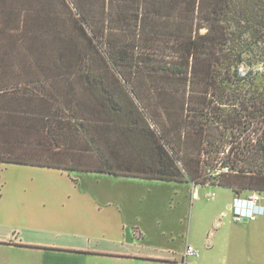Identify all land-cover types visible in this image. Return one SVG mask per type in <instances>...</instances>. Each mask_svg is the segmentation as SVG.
<instances>
[{
    "label": "trees",
    "instance_id": "16d2710c",
    "mask_svg": "<svg viewBox=\"0 0 264 264\" xmlns=\"http://www.w3.org/2000/svg\"><path fill=\"white\" fill-rule=\"evenodd\" d=\"M90 1V14L79 18V39L73 47L58 48L59 56L70 61L43 63L40 80L24 79L0 88L14 96L52 102L54 95L63 96L55 125L66 123L74 143L79 142L73 164H61L60 157L52 156L42 165L195 185L210 182L230 188L235 196L250 190L264 192V0ZM7 35L0 24V39ZM50 84L54 92L48 90ZM127 85L138 102L128 101ZM84 88L82 103H74L73 96ZM102 93L110 108L98 102ZM91 94L99 108L88 102ZM118 98L127 104L117 102ZM145 99L162 110L160 119L146 109ZM140 106L153 122L166 123L158 136L140 116ZM91 110L99 111L96 118H89ZM74 111L82 115L78 128ZM173 113L178 118L173 119ZM171 121H175L173 132ZM95 122L97 134L91 128ZM112 127L140 132L149 145L146 154L105 159L116 166L101 156L91 161L86 152L101 150L99 142L106 137L117 138L115 131L105 134ZM165 140L172 154L162 144ZM202 155L210 160L222 156L221 166L230 172L199 181ZM179 157L183 168L176 164ZM2 162L30 163L0 150Z\"/></svg>",
    "mask_w": 264,
    "mask_h": 264
},
{
    "label": "crops",
    "instance_id": "0c3cea01",
    "mask_svg": "<svg viewBox=\"0 0 264 264\" xmlns=\"http://www.w3.org/2000/svg\"><path fill=\"white\" fill-rule=\"evenodd\" d=\"M90 7V0H0V24L8 32L0 39V88L40 80L43 63L70 61L59 56L58 48L74 46L79 18L89 15ZM56 110L52 99L0 91V150L30 162H2L0 170L2 165L32 168L44 180L18 184L20 206L6 212L2 199L16 195L10 193L12 184L0 179V264H243L244 255L245 264H264V202L255 221L229 220L230 226L245 223L244 239L224 229L221 215L207 228L199 224L192 213L196 202L209 192H215L213 201L218 197L214 190L202 192L208 185L194 187V204L187 192L174 189L189 181L42 165L52 156L73 164V136L66 123L55 125ZM173 195L179 196L177 202ZM186 200L188 216L176 214ZM159 204H168L167 213L157 211ZM189 244L199 257H185Z\"/></svg>",
    "mask_w": 264,
    "mask_h": 264
},
{
    "label": "rangeland",
    "instance_id": "374dc122",
    "mask_svg": "<svg viewBox=\"0 0 264 264\" xmlns=\"http://www.w3.org/2000/svg\"><path fill=\"white\" fill-rule=\"evenodd\" d=\"M242 70H245V68L244 67L241 68V71ZM109 81L111 84L114 85L113 79L112 80L110 79ZM76 86H78V84H76ZM76 88L78 89L79 87H76ZM86 92H87L86 88H84V91H82V90L80 91V93H81L80 95L76 94L75 97L73 96V102L77 103L79 101L80 103H82V98H84ZM116 95H117V93H116ZM125 96L130 99V100H128L129 102H131V100H133L134 102H138V99L135 96L130 85H127V88L125 89ZM62 97H63L62 95H58V96L54 95V101L53 102L55 103V105L60 104V100L62 99ZM90 97L92 100H89L88 102L90 104H93L92 105L93 109L99 108V106L97 105L98 102L100 103V105H102L104 107H108V108L111 107L110 102H109L106 94H103V93L99 94L98 97L100 100H98V102L92 96V94L90 95ZM149 97L150 98L153 97V91L150 93ZM145 100H146V104H145L146 109L149 112H152L154 115H156V118L160 119L159 116L162 115V110L159 107H157V105L155 103H152V101H148V99H145ZM117 102H119L123 105H124V103L127 104L126 103L127 101L122 102L121 100H119V98L117 99ZM105 111H106V109H105ZM97 114H99V111H92L91 110L89 118H96ZM139 114L143 118V120H145L147 122L146 123L147 125H148V123L151 124V130L153 131V134L155 136H158L159 132L164 128L163 126L166 127V123L161 124L160 122H158V120H156V122H153L151 120V117L149 116V114L146 111H144L142 107H141V110H139ZM74 116L76 117V121H78L76 123L77 128H78V126L79 127L81 126V121H79L78 119H82V115H81L80 111H74ZM172 117H173V119H176V118H178V114L173 113ZM117 118H120V114H117ZM90 120L93 121L94 119H90ZM126 122H131V121L126 120ZM173 122H175V121H171L168 123L169 126L171 127L172 132L176 128L173 125ZM96 126H98L97 122L91 123V128L93 127V133H95V134L98 133ZM103 129H105V126H103ZM111 130H112L111 132H108L105 134L108 135V134L113 133V131H115L117 138L115 140L114 139L111 140L109 137H106L107 138L106 141L104 140V142H99V143H103L101 145V150H96V149L90 150L89 157L91 158V161L94 159H98L101 156L102 158H104L103 161L110 163L111 165L116 166L117 164H113L110 161V160H112V158H119V156L122 158H129L134 154H138V153L143 154L149 148V145L147 144V142L141 138V136H140L141 133L138 131L130 129V127H125V128L112 127ZM101 136H103V135H101ZM103 138L104 137H102L101 140H103ZM161 142L164 145L165 149H167L168 152H170L172 154L173 149L170 147V145H168L166 140L161 141ZM78 143H79L78 141H75L74 146H77ZM75 153H76V150H75ZM145 154H146V152H145ZM181 157H179L181 161L176 160V164L178 167L183 168V164H182L183 161H182ZM220 158L218 157L215 160H210V159H207L206 155H202L200 157L199 163H200V174H201L200 176H201V178L199 179V181L204 180V179H209L212 177V173L217 168H220V166L222 165V163L224 161V158L222 160H219ZM105 159H110V160H105ZM103 161H102V163H103ZM123 161H125V160H123ZM91 163H93V162H90V164ZM3 168H4V170L2 171ZM33 170L34 169H32V168H26V167H15V166L9 167L8 165L7 166H5V165L1 166V170H0L1 182L4 185L9 184V183L12 184L13 188L10 191V193H11V195H16L10 199L8 197L4 200L2 199L1 202H2V205H4V209L6 212H9L10 211L9 209H12L16 205L20 206L19 198L17 197V195L22 194L23 191H20L16 187L18 184H22V183H24V184H36V183L44 182L43 178H41L40 175H37L36 173H34ZM73 177H74V175H73ZM188 184L189 185H186V184L181 185V184L177 183L174 185L175 186L174 189H178L175 192H179L180 195H181L182 191L184 193L187 192V194L185 193V195L188 196V199L190 202V198L193 200L192 197H193L194 187H197L198 185L196 186L193 181H189ZM170 189L171 188L169 187V188L164 189L161 192L167 193V191ZM209 190H214L217 192V195H218L217 200L213 201V199H210L206 196L207 195L206 192ZM157 191L158 190L154 189V188L151 190L152 194L157 193ZM202 192H204V194L206 193V195L203 196L202 201L196 202L195 200H193L194 204L196 202L197 206L195 208H192V213L194 212L195 218H197V220H199V224H201L203 227L207 228L214 223V220L216 219L215 217H220L222 211L226 209V207L228 206V203L234 197V193L231 189H226V188H222L219 186L211 187V188H209V187L203 188ZM8 195H9V193H8ZM173 197L175 198V202H177V199L179 198V196L173 195ZM32 205H34V204H32ZM157 207H160L159 209L157 208V211L160 214L167 213L166 207H168V204L166 206L163 204H159V205H157ZM175 213L178 215L184 216V217L186 215L188 216V214L190 213V205H188V201L186 200L185 205L183 203H181V206H179V208L175 209ZM221 218H225V219H223L224 223L226 224L224 229H227V230H230L231 232H234V235H237V236L241 235L245 239V223L239 222V225H231V226L228 225L229 220L231 218H234L232 216V214H230V213L227 215V217H221ZM4 220H6V219H4ZM16 222H23V221L17 220ZM243 264H245V255H244Z\"/></svg>",
    "mask_w": 264,
    "mask_h": 264
},
{
    "label": "built area",
    "instance_id": "2783aa9c",
    "mask_svg": "<svg viewBox=\"0 0 264 264\" xmlns=\"http://www.w3.org/2000/svg\"><path fill=\"white\" fill-rule=\"evenodd\" d=\"M221 172H230V169L225 166L217 168L212 175L216 176ZM206 185L210 187H216L212 183L208 182ZM1 194V185H0ZM208 198L213 199L215 192H209L206 195ZM264 192L258 190H250L242 196H235L231 203L228 204L225 210L222 211L221 217H226L229 213L232 216L242 222L255 221L259 216V211L263 206ZM220 224V220L218 225ZM200 251L193 245H187L185 257H199Z\"/></svg>",
    "mask_w": 264,
    "mask_h": 264
}]
</instances>
